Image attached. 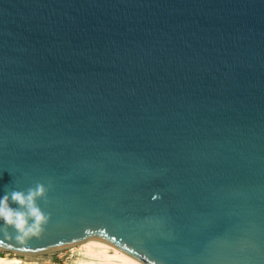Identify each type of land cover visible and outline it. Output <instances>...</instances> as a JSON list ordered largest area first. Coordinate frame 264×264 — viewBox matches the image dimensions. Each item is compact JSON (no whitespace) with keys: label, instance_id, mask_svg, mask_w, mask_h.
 Wrapping results in <instances>:
<instances>
[{"label":"water","instance_id":"obj_1","mask_svg":"<svg viewBox=\"0 0 264 264\" xmlns=\"http://www.w3.org/2000/svg\"><path fill=\"white\" fill-rule=\"evenodd\" d=\"M37 184L3 251L264 264V0H0V197Z\"/></svg>","mask_w":264,"mask_h":264},{"label":"clouds","instance_id":"obj_2","mask_svg":"<svg viewBox=\"0 0 264 264\" xmlns=\"http://www.w3.org/2000/svg\"><path fill=\"white\" fill-rule=\"evenodd\" d=\"M45 195L46 189L40 184L35 188H28L26 192L13 191L4 194L0 197V222L23 236L38 233L47 217L37 205V200ZM10 202L18 207H10Z\"/></svg>","mask_w":264,"mask_h":264},{"label":"bare ground","instance_id":"obj_3","mask_svg":"<svg viewBox=\"0 0 264 264\" xmlns=\"http://www.w3.org/2000/svg\"><path fill=\"white\" fill-rule=\"evenodd\" d=\"M77 244V264H141L139 261L116 249L106 241L98 238H84L68 246ZM60 247L53 250L66 248ZM4 248H0L2 250ZM3 251V250H2ZM0 264H33L17 257L0 256Z\"/></svg>","mask_w":264,"mask_h":264},{"label":"rangeland","instance_id":"obj_4","mask_svg":"<svg viewBox=\"0 0 264 264\" xmlns=\"http://www.w3.org/2000/svg\"><path fill=\"white\" fill-rule=\"evenodd\" d=\"M77 244L72 246H68L66 248L57 249L49 254L44 255H14L12 253H8V251L0 250V256H9V257H17L23 261L30 262L33 264H77V260L79 259V255L75 252Z\"/></svg>","mask_w":264,"mask_h":264}]
</instances>
